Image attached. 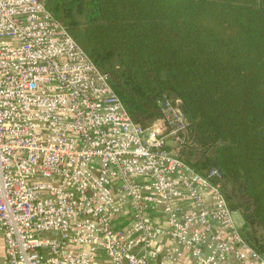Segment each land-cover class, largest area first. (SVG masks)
Wrapping results in <instances>:
<instances>
[{"label":"built area","instance_id":"built-area-1","mask_svg":"<svg viewBox=\"0 0 264 264\" xmlns=\"http://www.w3.org/2000/svg\"><path fill=\"white\" fill-rule=\"evenodd\" d=\"M181 104L142 128L43 1L0 0V264H264Z\"/></svg>","mask_w":264,"mask_h":264},{"label":"trees","instance_id":"trees-1","mask_svg":"<svg viewBox=\"0 0 264 264\" xmlns=\"http://www.w3.org/2000/svg\"><path fill=\"white\" fill-rule=\"evenodd\" d=\"M150 127L180 99L179 158L222 191L264 257V0H41Z\"/></svg>","mask_w":264,"mask_h":264},{"label":"crops","instance_id":"crops-1","mask_svg":"<svg viewBox=\"0 0 264 264\" xmlns=\"http://www.w3.org/2000/svg\"><path fill=\"white\" fill-rule=\"evenodd\" d=\"M158 245H160V250L164 251L165 248H167L170 245V242L163 239V238H159ZM103 262H106L105 264H108L107 262H109V261L107 259L106 260L104 259ZM180 262H182V261H180ZM229 264H233V262H230Z\"/></svg>","mask_w":264,"mask_h":264},{"label":"rangeland","instance_id":"rangeland-1","mask_svg":"<svg viewBox=\"0 0 264 264\" xmlns=\"http://www.w3.org/2000/svg\"><path fill=\"white\" fill-rule=\"evenodd\" d=\"M233 217H234V221L237 223V225H238V226H241L242 223H243V220H242L241 215H240L238 212H236V213L233 215Z\"/></svg>","mask_w":264,"mask_h":264}]
</instances>
